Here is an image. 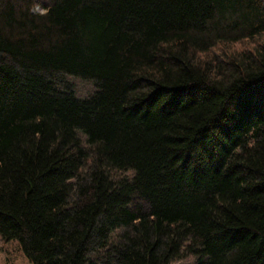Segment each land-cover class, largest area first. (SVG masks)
<instances>
[{
    "label": "trees",
    "instance_id": "1",
    "mask_svg": "<svg viewBox=\"0 0 264 264\" xmlns=\"http://www.w3.org/2000/svg\"><path fill=\"white\" fill-rule=\"evenodd\" d=\"M0 237L264 264V0H0Z\"/></svg>",
    "mask_w": 264,
    "mask_h": 264
},
{
    "label": "rangeland",
    "instance_id": "2",
    "mask_svg": "<svg viewBox=\"0 0 264 264\" xmlns=\"http://www.w3.org/2000/svg\"><path fill=\"white\" fill-rule=\"evenodd\" d=\"M245 46H238V49ZM237 48V47H236ZM74 86L75 93L78 97L84 98L93 91V86L89 82L80 81L77 79L67 78ZM0 264H31L20 249L19 243L15 240L6 241L0 237ZM171 264H195V259L192 257L184 260L175 261Z\"/></svg>",
    "mask_w": 264,
    "mask_h": 264
}]
</instances>
